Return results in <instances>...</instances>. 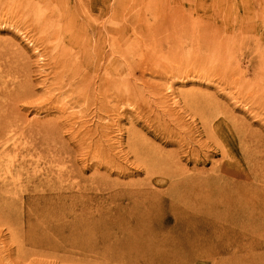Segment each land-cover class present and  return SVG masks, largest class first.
Here are the masks:
<instances>
[{
  "label": "rangeland",
  "instance_id": "rangeland-1",
  "mask_svg": "<svg viewBox=\"0 0 264 264\" xmlns=\"http://www.w3.org/2000/svg\"><path fill=\"white\" fill-rule=\"evenodd\" d=\"M0 107V264H264V0H0Z\"/></svg>",
  "mask_w": 264,
  "mask_h": 264
},
{
  "label": "bare ground",
  "instance_id": "bare-ground-1",
  "mask_svg": "<svg viewBox=\"0 0 264 264\" xmlns=\"http://www.w3.org/2000/svg\"><path fill=\"white\" fill-rule=\"evenodd\" d=\"M77 24L78 21L76 18L72 19V21L70 22V27L71 29H75L77 28ZM76 26V27H75ZM76 31V29H75ZM70 57V56H67ZM62 63L65 62V59H62L61 61ZM98 62H101V57L99 56L98 58ZM75 77V73L70 72V71H64L61 75V84H63L64 86H67L68 84H64V80H67L68 82L72 81V79ZM62 87V86H61ZM4 107H0V156H3L6 151L8 150V146L6 145V141L9 140L10 134L11 132L13 133L16 128L15 127H19L17 125V120L14 117H11V114L6 112V109H3ZM50 126V125H49ZM51 128H54V126H50ZM39 168V167H37ZM252 171V174H263L264 173V165H260L259 167H253L250 169ZM27 172L28 173H32L29 171V167H27ZM28 182H32V177L28 176ZM8 192V187L7 186H3L0 188V194L1 193H7ZM28 193V198L33 197V194L30 190L26 191ZM164 264H168L167 261H164Z\"/></svg>",
  "mask_w": 264,
  "mask_h": 264
}]
</instances>
